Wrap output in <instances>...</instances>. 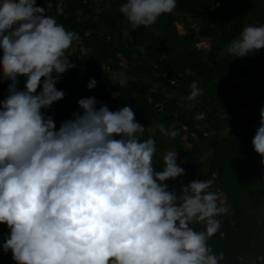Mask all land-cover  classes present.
<instances>
[{
    "label": "clouds",
    "instance_id": "9594fccd",
    "mask_svg": "<svg viewBox=\"0 0 264 264\" xmlns=\"http://www.w3.org/2000/svg\"><path fill=\"white\" fill-rule=\"evenodd\" d=\"M175 8L176 0H127L119 10L137 29ZM44 13L36 0H0V79L11 81L0 101V224L10 229L4 252L16 264H219L223 254L208 240L228 208L223 193L210 191L214 177L184 184L179 194L169 190L165 182L185 173L177 151L156 170L155 141H141L145 126L130 106L112 111L84 97L82 111L59 129L42 111L64 98L56 85L76 67L70 49L80 39ZM261 48L264 25H249L226 53L245 57ZM96 85L92 78L87 87ZM190 89L189 100L203 94L195 81ZM260 116L252 143L264 156V108Z\"/></svg>",
    "mask_w": 264,
    "mask_h": 264
},
{
    "label": "trees",
    "instance_id": "16d2710c",
    "mask_svg": "<svg viewBox=\"0 0 264 264\" xmlns=\"http://www.w3.org/2000/svg\"><path fill=\"white\" fill-rule=\"evenodd\" d=\"M126 2L36 0L46 16L80 37L70 49L69 60L76 67L63 73L56 85L65 92L51 106L61 113L55 119L57 129L82 111L78 101L84 97L94 96L112 111L130 106L136 121L145 126L141 141H155L156 170H162L168 151H177L185 173L165 182L169 190L179 194L184 184L215 178L210 191L223 193L221 203L228 208L217 217L220 229L208 240L214 254H223L219 264H264V156L254 150L255 134L248 133L250 124L260 126L264 108V48L245 57L226 53L245 26L264 25V0H176L175 10L196 26L172 12L137 29L119 10ZM124 38L132 44H124ZM203 38L210 42L204 53L195 48ZM119 71L132 78L131 86L111 78ZM92 78L97 85L89 89ZM193 81L203 94L189 100ZM10 83L0 79V101ZM24 86L20 77L18 88ZM200 113L203 119H197ZM160 124L175 130L176 137L161 134ZM191 227L205 231L203 223ZM9 232L0 224V264H16L11 250L5 253L2 248Z\"/></svg>",
    "mask_w": 264,
    "mask_h": 264
},
{
    "label": "rangeland",
    "instance_id": "374dc122",
    "mask_svg": "<svg viewBox=\"0 0 264 264\" xmlns=\"http://www.w3.org/2000/svg\"><path fill=\"white\" fill-rule=\"evenodd\" d=\"M173 12L176 15V17L178 19H180L181 22L189 23L191 26H196L197 25V22H195L192 18L185 17L182 14L178 13L176 10H174ZM123 42H124V44H126L128 46H130L132 44V41L129 38H124ZM209 46H210L209 40L203 38V39H201L199 41V45H197V46L195 45V48L197 50H200L202 53H204L207 50V48H209ZM121 72L113 73L114 75L112 74L111 78L112 79H117V80H122L125 84H127V83L130 84L129 80H127V76L125 77L124 74H123V76L121 75L120 77H116L115 78V75H120ZM129 78H131V77L129 76ZM171 94L172 95H177L181 102L184 101V97L183 96H180L177 93H171ZM42 111L45 113L46 116H52L54 118V120L57 119L61 115V113L59 111H57L54 107H50L49 109H42ZM256 130H257V128H256V126L254 124H250L249 125L248 133L253 135V134H255ZM221 202H224V198L223 197H221Z\"/></svg>",
    "mask_w": 264,
    "mask_h": 264
},
{
    "label": "crops",
    "instance_id": "0c3cea01",
    "mask_svg": "<svg viewBox=\"0 0 264 264\" xmlns=\"http://www.w3.org/2000/svg\"><path fill=\"white\" fill-rule=\"evenodd\" d=\"M119 72H121V71H119ZM123 74H124L125 77L127 76V80H129V83H130V84H128V83L125 84L122 80H119V81L122 82V83H124L125 86H131V85H132V79L129 78V76L126 74L125 71H122L120 75H115V78H116V77H120L121 75L123 76ZM113 75H114V74H113Z\"/></svg>",
    "mask_w": 264,
    "mask_h": 264
},
{
    "label": "built area",
    "instance_id": "2783aa9c",
    "mask_svg": "<svg viewBox=\"0 0 264 264\" xmlns=\"http://www.w3.org/2000/svg\"><path fill=\"white\" fill-rule=\"evenodd\" d=\"M197 45H199V42L196 44V46H197ZM105 69L109 71V67H105ZM97 107H98V108L100 107V103H99V102H98V104H97Z\"/></svg>",
    "mask_w": 264,
    "mask_h": 264
}]
</instances>
